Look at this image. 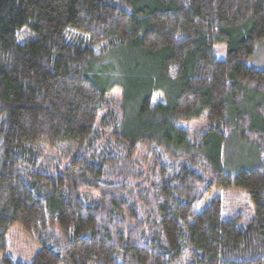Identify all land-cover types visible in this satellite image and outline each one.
Masks as SVG:
<instances>
[{
    "label": "trees",
    "instance_id": "16d2710c",
    "mask_svg": "<svg viewBox=\"0 0 264 264\" xmlns=\"http://www.w3.org/2000/svg\"><path fill=\"white\" fill-rule=\"evenodd\" d=\"M263 41L264 0H0V264H24L15 224L29 264H264V163L222 165L235 133L264 154ZM40 146L72 154L48 174ZM218 191L247 194L245 228Z\"/></svg>",
    "mask_w": 264,
    "mask_h": 264
},
{
    "label": "rangeland",
    "instance_id": "374dc122",
    "mask_svg": "<svg viewBox=\"0 0 264 264\" xmlns=\"http://www.w3.org/2000/svg\"><path fill=\"white\" fill-rule=\"evenodd\" d=\"M22 32V33H21ZM21 33V34H20ZM26 32L22 30L18 33V43L23 44L27 39ZM26 38V39H25ZM215 51L220 59L225 58V45H217ZM248 65L264 70V41L260 43L254 52V55L248 60ZM109 102V111H112L120 119L122 96L120 88H115L107 96ZM152 103H163V96L159 93L154 94ZM107 110L103 111V115ZM207 125L205 117L198 120L182 122L181 126L189 132L190 138H193L196 132ZM227 154L224 155L222 165L228 173L235 172L241 168L256 167L264 163V154L258 155V158L251 156L252 149L246 146L241 137L235 133L226 143ZM67 149V150H66ZM37 165L45 173L52 174L60 171L68 163V158L72 154L69 148L50 149L45 146L35 148ZM136 161L143 167H148L151 163V153L145 146H139L136 152ZM217 196L222 200L223 216L225 219L239 218V226L245 228L253 218V208L245 192L237 191H218ZM7 254L14 261L29 264L39 250V246L32 235L26 233L18 224L13 225L6 234Z\"/></svg>",
    "mask_w": 264,
    "mask_h": 264
}]
</instances>
